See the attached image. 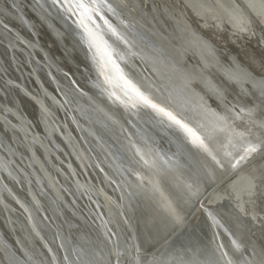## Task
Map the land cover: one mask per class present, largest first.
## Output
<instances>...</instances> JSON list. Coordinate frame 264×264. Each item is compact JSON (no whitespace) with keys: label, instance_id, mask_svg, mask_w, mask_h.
<instances>
[{"label":"water","instance_id":"95a60500","mask_svg":"<svg viewBox=\"0 0 264 264\" xmlns=\"http://www.w3.org/2000/svg\"><path fill=\"white\" fill-rule=\"evenodd\" d=\"M8 1L0 0V264H264V144L235 165L214 161L217 180L206 176L201 149L161 117L130 112L111 122L69 74L48 68L41 50L27 55L3 21L17 25L3 11ZM37 1L65 33L44 30L49 46L68 48L92 98L111 103L77 15ZM166 2L217 44L244 52L258 40L248 67L264 74V21L244 1L254 21L246 34L186 0ZM238 172L245 175L234 180Z\"/></svg>","mask_w":264,"mask_h":264},{"label":"bare ground","instance_id":"6f19581e","mask_svg":"<svg viewBox=\"0 0 264 264\" xmlns=\"http://www.w3.org/2000/svg\"><path fill=\"white\" fill-rule=\"evenodd\" d=\"M186 1L193 10L204 13L212 23L232 22L241 34H246L249 25L254 23V21L250 22L251 19L241 5V0ZM242 1L264 21V0ZM19 2L9 0L8 7L3 10L8 15H13L17 25H12L9 20L3 19V21L16 33L19 32L21 39L27 45L24 46L27 55L33 54L35 50H41L42 61L48 68L69 74L74 80L79 95L90 102L93 100L95 104L93 105L111 122L117 121L122 116H128L130 112H140L144 116H150L149 111H142L130 104L125 106L109 92L107 94L111 103L96 102L78 80L77 67L72 62L68 48L61 46L58 50H54L46 41L44 30H48L52 37L60 39L65 35L63 28L56 22L47 20L37 0H19ZM57 4L59 7H64L66 3L60 0ZM107 4L111 5L112 10L106 6L102 7L100 13L93 17L94 24L89 21L85 23L93 31H96L95 25H99L98 35L113 43L115 37L108 32L104 20L100 18L102 16L129 41L130 48L117 42L124 54L121 67L125 72L136 81L152 84L154 90H159L157 95L165 100L170 94V107L177 113L185 116L197 115L201 112L203 104L207 109L221 116L227 115L228 124L238 135H233L229 142L228 133H218L213 140L211 147L221 163L235 165L240 161L241 156L247 154L245 149L249 145L264 144V74L254 73L248 67L252 58L258 53L260 45L258 40L253 50L244 52L217 44L166 0H107ZM30 11L36 16L33 18L27 16ZM75 14L80 20L79 14ZM254 27L259 33L255 24ZM25 30H29L30 34L35 33L36 36L28 37ZM176 96L186 98L184 107H177ZM150 117L151 120H159L152 114ZM208 119H212L210 113ZM133 137L135 139V134ZM151 142L153 143L150 145L157 146L153 139ZM145 147L140 146L143 153L148 154ZM198 153L199 161L206 166V176H209L210 172L212 178L217 180L215 168H212L214 163L212 158L202 150H198ZM146 157L149 158L147 155ZM147 164L152 167L153 162L150 160ZM152 168L154 173L160 172L156 166ZM239 170L242 172V169ZM241 172H238L239 174L233 179H241L245 175ZM262 180L264 184V179ZM223 194L214 191L212 197H221ZM244 196L247 197V192ZM252 196L256 197V193Z\"/></svg>","mask_w":264,"mask_h":264},{"label":"snow or ice","instance_id":"6c2138e0","mask_svg":"<svg viewBox=\"0 0 264 264\" xmlns=\"http://www.w3.org/2000/svg\"><path fill=\"white\" fill-rule=\"evenodd\" d=\"M54 2L59 3L60 0H54ZM64 3L68 4V10L79 14L81 27L87 33L88 46L90 49H94L93 59L99 68L100 74L104 77L105 83L112 88V95L125 106L130 104L134 108L147 110L161 117V123H167L168 127L181 132L184 138L194 147L201 149L213 161L220 164V160L217 159L211 147L213 140L218 133H228L229 142H231L233 135H238L228 124L227 115L221 116L213 110L207 109L203 104L201 105V112L197 115L185 116L177 113L170 107V94L169 98L165 100L157 95L159 90H154L152 84L136 81L129 73L125 72L121 67L124 54L118 47L117 42L130 48L129 41L102 16L100 18L104 20L108 32L115 37L113 43H109L98 35L99 25H95L96 31H93L85 23V21H89L94 24L93 17L100 13L102 7L106 6L109 10H112L111 5L107 4V0H64ZM209 113L212 119H208ZM256 150V146L249 145L245 152ZM240 158L243 159L244 157L241 156ZM147 162L145 161V163Z\"/></svg>","mask_w":264,"mask_h":264}]
</instances>
